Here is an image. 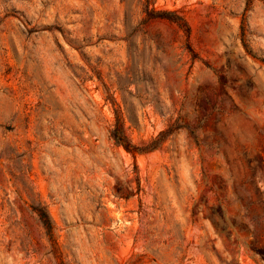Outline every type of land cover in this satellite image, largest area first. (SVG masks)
Segmentation results:
<instances>
[{
	"label": "rangeland",
	"instance_id": "1",
	"mask_svg": "<svg viewBox=\"0 0 264 264\" xmlns=\"http://www.w3.org/2000/svg\"><path fill=\"white\" fill-rule=\"evenodd\" d=\"M0 264H264V0H0Z\"/></svg>",
	"mask_w": 264,
	"mask_h": 264
},
{
	"label": "trees",
	"instance_id": "2",
	"mask_svg": "<svg viewBox=\"0 0 264 264\" xmlns=\"http://www.w3.org/2000/svg\"><path fill=\"white\" fill-rule=\"evenodd\" d=\"M117 127L116 130L112 132V137L115 141V143L118 146H123L126 150H128L129 152H133L134 149H132L133 147L130 145L125 132H124V122L119 114V110L117 111ZM40 218L43 222V225L46 227V229H48V231L52 230V220L49 216L48 213H41L40 214Z\"/></svg>",
	"mask_w": 264,
	"mask_h": 264
}]
</instances>
